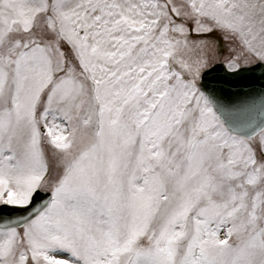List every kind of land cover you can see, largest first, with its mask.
<instances>
[{"label":"snow or ice","instance_id":"snow-or-ice-1","mask_svg":"<svg viewBox=\"0 0 264 264\" xmlns=\"http://www.w3.org/2000/svg\"><path fill=\"white\" fill-rule=\"evenodd\" d=\"M0 264H264V0H0Z\"/></svg>","mask_w":264,"mask_h":264}]
</instances>
